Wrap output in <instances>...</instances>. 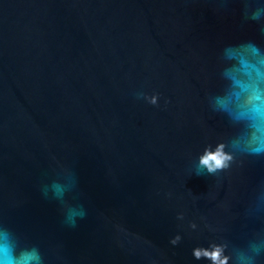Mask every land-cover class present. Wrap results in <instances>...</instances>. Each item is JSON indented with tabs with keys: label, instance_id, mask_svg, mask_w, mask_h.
Wrapping results in <instances>:
<instances>
[{
	"label": "water",
	"instance_id": "obj_1",
	"mask_svg": "<svg viewBox=\"0 0 264 264\" xmlns=\"http://www.w3.org/2000/svg\"><path fill=\"white\" fill-rule=\"evenodd\" d=\"M232 24L204 0H0V214L46 264H206L194 247L264 229L243 216L264 160L189 176L229 131L206 102L216 53L257 36ZM138 92L159 94V106ZM57 161L87 209L75 227L39 190Z\"/></svg>",
	"mask_w": 264,
	"mask_h": 264
},
{
	"label": "clouds",
	"instance_id": "obj_2",
	"mask_svg": "<svg viewBox=\"0 0 264 264\" xmlns=\"http://www.w3.org/2000/svg\"><path fill=\"white\" fill-rule=\"evenodd\" d=\"M212 13L221 20L233 21L232 27L246 33L254 29L257 36H245L224 44L216 53L218 88L206 96L208 109L226 121L228 133L215 142H207L189 169V176L230 174L244 171L253 161L264 160V0H204ZM138 100L159 106V94L136 93ZM170 101H165L168 104ZM54 176L39 185L46 199L56 201L64 223L75 227L78 219L87 216V209L76 194L77 179L72 168L58 161ZM258 189V190H257ZM170 195V194H169ZM246 221L264 220V184L253 187L243 204ZM176 219L183 221L180 212ZM117 230L122 227L117 225ZM188 228L198 231L190 222ZM210 233L217 229L205 225ZM183 240L176 234L169 240L172 247ZM195 261L206 264H264V229L252 231L243 244H233L224 238L210 239L206 246L198 245L191 253ZM0 264H46V257L37 244L26 243L21 235L5 223L0 214Z\"/></svg>",
	"mask_w": 264,
	"mask_h": 264
}]
</instances>
